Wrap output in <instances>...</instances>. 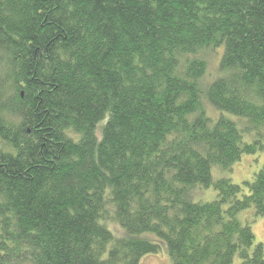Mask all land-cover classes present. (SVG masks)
Masks as SVG:
<instances>
[{"label": "trees", "instance_id": "1", "mask_svg": "<svg viewBox=\"0 0 264 264\" xmlns=\"http://www.w3.org/2000/svg\"><path fill=\"white\" fill-rule=\"evenodd\" d=\"M263 132L264 0H0V264H264Z\"/></svg>", "mask_w": 264, "mask_h": 264}, {"label": "rangeland", "instance_id": "2", "mask_svg": "<svg viewBox=\"0 0 264 264\" xmlns=\"http://www.w3.org/2000/svg\"><path fill=\"white\" fill-rule=\"evenodd\" d=\"M222 49L217 53L209 54V63L207 76L213 77L217 73L218 55ZM264 133V132H263ZM248 141V140H247ZM264 144V139H263ZM264 166V152H257L254 155H243L239 162L232 166V170L227 172L224 177L229 178L232 183L243 186L244 182L251 181L253 176ZM213 176L218 178L221 173L213 169ZM199 199H194L195 202H210L216 199V191L213 188L203 189V191L196 192ZM239 218L249 223L255 237L254 245L261 244L264 251V216L254 219L253 210H247L239 214ZM254 248V247H253ZM139 264H172L170 258L164 250L159 254H149L141 257ZM233 264H241L238 257H235Z\"/></svg>", "mask_w": 264, "mask_h": 264}]
</instances>
